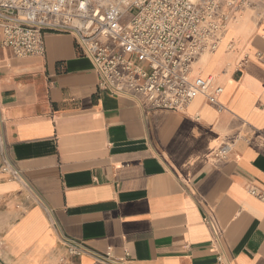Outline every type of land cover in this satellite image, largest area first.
Returning <instances> with one entry per match:
<instances>
[{
  "label": "crops",
  "instance_id": "1",
  "mask_svg": "<svg viewBox=\"0 0 264 264\" xmlns=\"http://www.w3.org/2000/svg\"><path fill=\"white\" fill-rule=\"evenodd\" d=\"M251 2L233 49L197 65L223 87L219 105L198 95L157 109L99 91L71 34L46 32L42 55L0 46L3 135L20 173L0 168V264H101L68 254L65 238L121 264H264V0Z\"/></svg>",
  "mask_w": 264,
  "mask_h": 264
},
{
  "label": "built area",
  "instance_id": "2",
  "mask_svg": "<svg viewBox=\"0 0 264 264\" xmlns=\"http://www.w3.org/2000/svg\"><path fill=\"white\" fill-rule=\"evenodd\" d=\"M252 6L251 0H0V46L20 58L42 55L46 32L71 34L92 61L99 91L131 95L157 109L183 110L198 95L219 105L223 87L202 74L198 61ZM232 49L229 42L226 50ZM4 122L0 109V168L19 178L7 158ZM227 152L220 145L214 156ZM64 245L70 255L90 252L101 264H121L74 239L65 238Z\"/></svg>",
  "mask_w": 264,
  "mask_h": 264
},
{
  "label": "rangeland",
  "instance_id": "3",
  "mask_svg": "<svg viewBox=\"0 0 264 264\" xmlns=\"http://www.w3.org/2000/svg\"><path fill=\"white\" fill-rule=\"evenodd\" d=\"M130 17H131V13H127L126 16H125V18H124V20H123V22L128 21L130 19ZM232 31H233V24H230L229 28L225 32V35L223 36V40H224V43H225V46H224L225 49H226V47H227V45L229 43L230 37L232 35ZM224 47L221 48V50H218L217 52L211 53L210 55L212 57L214 56L217 59V57L222 53V50H224ZM200 63H202V62L200 61Z\"/></svg>",
  "mask_w": 264,
  "mask_h": 264
},
{
  "label": "bare ground",
  "instance_id": "4",
  "mask_svg": "<svg viewBox=\"0 0 264 264\" xmlns=\"http://www.w3.org/2000/svg\"><path fill=\"white\" fill-rule=\"evenodd\" d=\"M232 24V23H231ZM231 29V28H230ZM228 42V41H227ZM225 46V43H224V40H223V37H222V39H221V41H220V43H219V45H218V47L216 48V50H214L212 53H214V52H217L218 50H221V48H223ZM224 49H225V47H224ZM215 60H216V58L213 56H211L210 54H208V55H205V56H203L199 61H198V63H200V61L202 62V63H205V66L206 67H210V66H212V64L215 62Z\"/></svg>",
  "mask_w": 264,
  "mask_h": 264
}]
</instances>
